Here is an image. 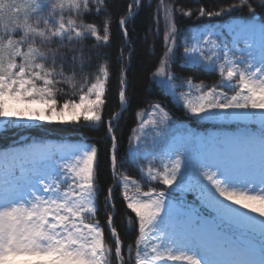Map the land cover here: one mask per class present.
I'll return each mask as SVG.
<instances>
[{
    "label": "snow or ice",
    "instance_id": "1",
    "mask_svg": "<svg viewBox=\"0 0 264 264\" xmlns=\"http://www.w3.org/2000/svg\"><path fill=\"white\" fill-rule=\"evenodd\" d=\"M145 7L152 0L127 4L117 20L123 44L113 58L112 0H0V134L43 122L104 126L113 178L105 190L101 150L88 138L69 151L43 142L0 150V264H264V12L257 11L264 0L200 7L198 20L244 8L248 16L226 30L191 24L184 31L178 17L193 12L159 0L150 31L163 29L164 50L153 81L192 117L242 123L246 131L212 140L177 135L173 116L155 103L137 113L129 151L119 159L116 129L130 104L135 54L129 26ZM178 55L183 67L219 80L173 73ZM114 73L120 111L105 120ZM117 188L125 239L134 231L133 243L115 223ZM187 192L197 193L199 206L184 199Z\"/></svg>",
    "mask_w": 264,
    "mask_h": 264
},
{
    "label": "trees",
    "instance_id": "2",
    "mask_svg": "<svg viewBox=\"0 0 264 264\" xmlns=\"http://www.w3.org/2000/svg\"><path fill=\"white\" fill-rule=\"evenodd\" d=\"M131 0H112V15H111V47L107 49L113 58L119 53L123 44V36L117 24V20L125 15L126 6ZM159 0H152V7L143 8L136 17L133 25L129 26L130 36L132 37L135 46V54L132 56L131 71L128 74L130 85L127 95L130 99V104L126 106V111L119 119V126L116 129V134L119 140L118 158L124 159L129 151V137L133 134V129L138 125V112L149 110L155 103H160L173 116L177 125V135H182L185 131L195 133L199 137L212 140L210 133L211 129L216 128L213 120H199L187 114L186 110L177 101L175 96H172L166 88H162L152 79V74L155 72L161 57L163 55V29L159 35L150 31L156 27L153 17L155 15V6ZM175 7L185 11L191 10L193 16L189 18L178 17V28L182 31L186 26L198 24L202 27L213 26L216 23L226 24L233 20L243 22L248 16L247 9H237L227 16L220 18H200L197 19L198 9L204 7L207 10H218L220 7H228L230 4L238 3L239 0H168ZM258 13L264 12L262 9H257ZM96 23H101L96 20ZM91 43V42H89ZM178 52H182L179 49ZM171 70L182 77H191L196 82L204 81L208 84H213L219 80V76L213 72L201 69H190L183 67L181 58L178 55L175 63H172ZM118 73H114L109 81L108 103L105 107L104 119L107 120L114 113L120 111L118 101L119 82L117 79ZM178 91H186L179 89ZM229 128L233 126H227ZM88 138V142L95 144L100 151V178L101 186L106 190L113 183L111 170L108 160V148L110 142L106 127L101 126L98 130L93 131L88 128H74L65 124L43 125L31 129H13L7 133L0 134V150L9 149L16 146H25L33 142L46 143L49 140L63 142L65 139L70 141H82ZM124 170L128 175L140 179V174L137 169L126 164ZM158 189L163 187L154 185ZM145 190H147L145 188ZM119 188L116 189L115 198L116 206L119 209V214L116 217L115 223L121 232V238L125 239V229L121 221L125 219L126 209L124 202L119 198ZM106 195V192H105ZM186 197L189 203L199 206L196 192H187ZM104 197H100L101 205ZM105 214L103 208L100 212V222L105 223ZM136 233L131 231L127 234L125 243H133L136 238ZM105 236L109 243L111 239L105 229ZM126 256V251H125Z\"/></svg>",
    "mask_w": 264,
    "mask_h": 264
},
{
    "label": "rangeland",
    "instance_id": "3",
    "mask_svg": "<svg viewBox=\"0 0 264 264\" xmlns=\"http://www.w3.org/2000/svg\"><path fill=\"white\" fill-rule=\"evenodd\" d=\"M238 21H233L232 23L230 24H233V23H236ZM229 25V24H226V25H220V24H216L215 26L217 27H224L225 30H226V26ZM209 27V26H207ZM191 116V115H190ZM214 123H216L217 125H220V126H233L231 128H225V127H218L217 129H214L212 131V136L214 139L216 138H230V137H238V136H241L245 133L246 131V126L242 123H237V122H234V121H218V120H213ZM54 124H61V123H58V122H52V123H48V122H43L41 125L37 126V125H34L32 128H37V127H40V126H43V125H54ZM258 127V125H249L247 126V129L248 130H255V128ZM31 129V128H29ZM19 130H22V129H19ZM80 141H75V142H72V141H66L62 144H57L55 142H48L46 144L54 147V148H57V149H61L63 148V150L65 151H69L71 150V148L75 147L77 144H79ZM26 147V146H25ZM17 148H21V147H17Z\"/></svg>",
    "mask_w": 264,
    "mask_h": 264
}]
</instances>
